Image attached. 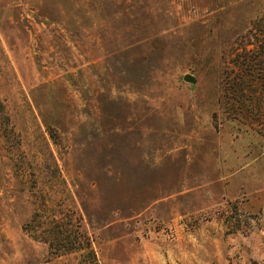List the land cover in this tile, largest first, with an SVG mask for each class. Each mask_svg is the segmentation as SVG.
<instances>
[{
  "label": "rangeland",
  "instance_id": "1",
  "mask_svg": "<svg viewBox=\"0 0 264 264\" xmlns=\"http://www.w3.org/2000/svg\"><path fill=\"white\" fill-rule=\"evenodd\" d=\"M260 28L264 0H0V264H264Z\"/></svg>",
  "mask_w": 264,
  "mask_h": 264
},
{
  "label": "trees",
  "instance_id": "2",
  "mask_svg": "<svg viewBox=\"0 0 264 264\" xmlns=\"http://www.w3.org/2000/svg\"><path fill=\"white\" fill-rule=\"evenodd\" d=\"M259 31L264 32V29L260 28ZM257 37V35H256ZM258 39V38H257ZM263 40H259V44H262L264 46V38ZM254 52V51H253ZM260 55V54H259ZM259 56H256V54L252 55L251 61L255 62L256 64H259L261 60L258 58ZM249 65H254V64H249Z\"/></svg>",
  "mask_w": 264,
  "mask_h": 264
},
{
  "label": "water",
  "instance_id": "3",
  "mask_svg": "<svg viewBox=\"0 0 264 264\" xmlns=\"http://www.w3.org/2000/svg\"><path fill=\"white\" fill-rule=\"evenodd\" d=\"M183 80H185V81H187L189 83H192V84L195 82V78L192 75H190V74H185L183 76Z\"/></svg>",
  "mask_w": 264,
  "mask_h": 264
}]
</instances>
